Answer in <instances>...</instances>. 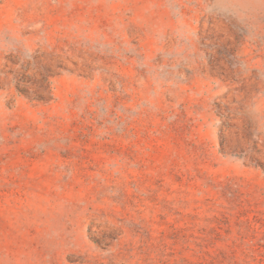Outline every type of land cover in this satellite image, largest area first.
I'll list each match as a JSON object with an SVG mask.
<instances>
[{"label":"rangeland","instance_id":"374dc122","mask_svg":"<svg viewBox=\"0 0 264 264\" xmlns=\"http://www.w3.org/2000/svg\"><path fill=\"white\" fill-rule=\"evenodd\" d=\"M0 264H264V0H0Z\"/></svg>","mask_w":264,"mask_h":264}]
</instances>
